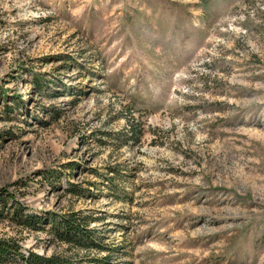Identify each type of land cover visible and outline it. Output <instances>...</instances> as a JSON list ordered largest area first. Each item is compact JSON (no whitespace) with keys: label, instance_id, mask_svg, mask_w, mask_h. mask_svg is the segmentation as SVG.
Returning <instances> with one entry per match:
<instances>
[{"label":"rangeland","instance_id":"obj_1","mask_svg":"<svg viewBox=\"0 0 264 264\" xmlns=\"http://www.w3.org/2000/svg\"><path fill=\"white\" fill-rule=\"evenodd\" d=\"M1 210L4 264H264V0H0Z\"/></svg>","mask_w":264,"mask_h":264},{"label":"trees","instance_id":"obj_2","mask_svg":"<svg viewBox=\"0 0 264 264\" xmlns=\"http://www.w3.org/2000/svg\"><path fill=\"white\" fill-rule=\"evenodd\" d=\"M0 213L3 214L2 210ZM22 214L23 213H19L17 210L11 208L6 211V215H10L11 219L27 227H37L42 221L46 223L50 222L51 226L49 231L55 235L58 240L63 242L92 247L97 250H103L104 248V246L93 237L94 230L86 227L87 221H84L79 216V212H70L62 215L54 214L51 216L49 214H44L42 216L33 213ZM11 251L12 250H10V252ZM8 253L9 248L0 240V264H4L8 260ZM18 255L23 259L25 264H73L58 254L42 256L35 252H28L27 256L20 253H18Z\"/></svg>","mask_w":264,"mask_h":264}]
</instances>
